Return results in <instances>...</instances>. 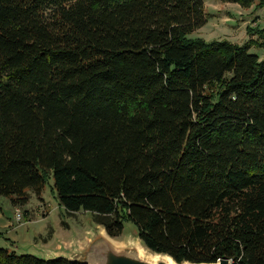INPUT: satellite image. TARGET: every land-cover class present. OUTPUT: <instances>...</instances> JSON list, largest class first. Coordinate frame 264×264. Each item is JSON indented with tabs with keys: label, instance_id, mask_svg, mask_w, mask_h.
<instances>
[{
	"label": "trees",
	"instance_id": "obj_1",
	"mask_svg": "<svg viewBox=\"0 0 264 264\" xmlns=\"http://www.w3.org/2000/svg\"><path fill=\"white\" fill-rule=\"evenodd\" d=\"M206 23L204 0H0V196L53 178L111 238L131 223L177 261L264 264V60L187 39Z\"/></svg>",
	"mask_w": 264,
	"mask_h": 264
},
{
	"label": "rangeland",
	"instance_id": "obj_2",
	"mask_svg": "<svg viewBox=\"0 0 264 264\" xmlns=\"http://www.w3.org/2000/svg\"><path fill=\"white\" fill-rule=\"evenodd\" d=\"M259 1L244 8L235 3L204 0L207 23L187 36L190 41L228 42L234 46H250V54L264 60V7ZM53 178L48 180L42 198L30 192L25 206L15 207L11 199L0 196V247L19 255L40 259L74 260L94 236L106 230L96 225L88 213L71 215L60 207L53 193ZM24 215V224L16 221V210ZM110 237V236H109ZM137 237L136 228L126 223L123 235L110 239L118 242Z\"/></svg>",
	"mask_w": 264,
	"mask_h": 264
},
{
	"label": "clouds",
	"instance_id": "obj_3",
	"mask_svg": "<svg viewBox=\"0 0 264 264\" xmlns=\"http://www.w3.org/2000/svg\"><path fill=\"white\" fill-rule=\"evenodd\" d=\"M112 253L122 256L129 260L132 264H192L191 261L185 259L183 262L167 252H160L150 248L139 237L129 238L127 241L118 242L114 245Z\"/></svg>",
	"mask_w": 264,
	"mask_h": 264
},
{
	"label": "water",
	"instance_id": "obj_4",
	"mask_svg": "<svg viewBox=\"0 0 264 264\" xmlns=\"http://www.w3.org/2000/svg\"><path fill=\"white\" fill-rule=\"evenodd\" d=\"M116 245L108 236L99 234L94 236L89 244L76 255L73 261L82 264H132L131 261L112 253L113 246ZM72 261V260H71ZM215 264H233L228 259H220Z\"/></svg>",
	"mask_w": 264,
	"mask_h": 264
},
{
	"label": "built area",
	"instance_id": "obj_5",
	"mask_svg": "<svg viewBox=\"0 0 264 264\" xmlns=\"http://www.w3.org/2000/svg\"><path fill=\"white\" fill-rule=\"evenodd\" d=\"M16 221L20 226L24 224V215L19 209L16 210Z\"/></svg>",
	"mask_w": 264,
	"mask_h": 264
}]
</instances>
